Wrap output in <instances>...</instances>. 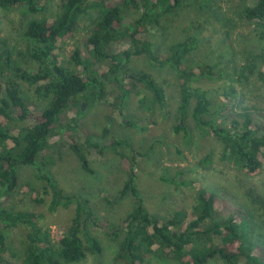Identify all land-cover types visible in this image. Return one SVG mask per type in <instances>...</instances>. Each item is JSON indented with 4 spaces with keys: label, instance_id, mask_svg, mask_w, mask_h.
Instances as JSON below:
<instances>
[{
    "label": "trees",
    "instance_id": "obj_1",
    "mask_svg": "<svg viewBox=\"0 0 264 264\" xmlns=\"http://www.w3.org/2000/svg\"><path fill=\"white\" fill-rule=\"evenodd\" d=\"M43 0H0L1 9L24 7L38 18L25 31L24 51L11 49L0 52V264H75L85 259L87 251L100 254L102 247L96 237L84 231L87 222L93 229L107 231L111 227L114 239L123 235L116 260L120 264H147L150 256L174 260L177 264H264V245L256 240L258 224L264 225L259 210L264 202L252 195L250 206L227 211L226 203L217 194L196 188V202L191 211H176L161 219L146 207L136 182L133 161L123 152L126 141L108 140L103 145L93 143L91 132L83 124L84 103L107 101L108 86L118 91L109 102L114 112L123 115V108L133 96L140 103L152 98V107L166 110L169 96L166 88L147 70H134L132 63L145 56L150 69H169L179 81L180 103L177 108L176 134L190 139L189 116L203 134L212 135L220 143V155L229 159L249 177L257 176L264 166V113L259 117L247 112L231 119L221 108L219 112L229 125H216L207 116L215 113L208 91L201 83L214 80V66H187V56L199 46L195 36L175 42L168 53L155 54L148 38L158 31L161 19L175 13L182 0H60L59 13L47 17ZM97 10L98 17L81 39L65 66L61 49L76 39L83 15ZM132 17L129 24L126 19ZM240 17L253 25L259 39L264 40V0H254L240 11ZM256 78L264 82V49L250 53L240 67L234 68L233 82L242 88ZM26 84L34 89L38 101L46 104L38 109L23 91ZM230 95H238L235 87L223 94L224 105ZM230 100V101H229ZM120 104H117V102ZM222 110V111H221ZM123 118V117H122ZM11 123H20L12 127ZM128 126L137 127L129 121ZM77 129L86 135V146L98 155L113 154L124 163L128 179L117 197L103 193L109 206L127 196L133 198L131 211L113 227L109 221L96 219L90 201L77 195L63 196L58 185L48 176L54 190L52 212L76 204V214L70 228L51 229L39 225L42 215L4 207L5 198L18 186L17 168L35 166L37 158L52 148L54 138L66 133L76 142ZM104 128L103 137L108 139ZM74 140V141H73ZM84 169L87 165L80 147L71 145ZM208 161V160H206ZM186 186L190 183L183 182ZM20 233L18 251L9 245V233Z\"/></svg>",
    "mask_w": 264,
    "mask_h": 264
},
{
    "label": "rangeland",
    "instance_id": "obj_2",
    "mask_svg": "<svg viewBox=\"0 0 264 264\" xmlns=\"http://www.w3.org/2000/svg\"><path fill=\"white\" fill-rule=\"evenodd\" d=\"M94 1V0H91ZM48 9L47 17H55L60 10V0H43ZM246 4L253 5L254 0H182L175 13L161 19L158 31L148 35L155 54L168 53L175 42L195 36L200 43L198 48L184 60L187 66L211 65L218 74L214 80L201 83L208 91L215 111L207 120L216 125H229L219 112L227 108L226 116L231 119L244 113L258 116L264 113V82L256 78L244 88L233 82L234 68L240 67L250 53H259L264 49V40L258 38L253 25L240 17V11ZM98 17L97 10L90 8L83 15L76 39L67 43L60 52L65 66L70 56L78 47L82 48L81 39L90 30ZM36 15L27 8H0V52L11 49L16 54L24 51L27 43L25 31ZM132 17L126 19L129 24ZM134 70H147L166 88L169 100L166 110L152 107V98L143 104L141 96H133L125 103L123 115L114 112L109 102L115 100L118 90L108 86L107 101L97 104L84 103L83 126L91 132L90 140L104 144L108 140L121 139L127 142L124 154L133 161L136 182L143 196L147 209L155 216L165 219L176 211H191L196 202V188L217 194L226 203L227 211L240 206H250L252 195L264 202V166L261 173L254 177L245 175L238 166L220 155V143L212 135L203 134L189 116L188 131L190 139L183 133L176 134L177 108L180 103L179 81L169 69H150L145 56L133 61ZM235 87L238 95H230V103L224 105L223 94ZM26 97L41 109L46 102L38 101L34 89L23 85ZM229 100V101H230ZM117 104H120L118 101ZM226 110V109H225ZM222 111V110H221ZM123 117V118H122ZM131 121L137 127L128 126ZM20 123H11L16 127ZM108 128V139H104V128ZM76 142H70L66 133L54 138L52 148L37 158L35 166L17 168L18 186L5 198L4 207L42 215L39 225L51 229L52 237L56 228H70L76 214V204L64 208L58 206L51 211L54 202V190L47 180L38 175L48 176L62 191L63 196L77 195L90 201V207L99 220L109 221L111 226L118 224L133 207V198L125 197L109 206L101 195L117 197L128 179L124 163L118 156L98 155L86 146V135L77 129ZM80 147L87 165L93 173L83 167L76 151L71 147ZM208 160V161H206ZM190 183L191 186L182 184ZM259 215L264 217V208ZM86 233L92 234L101 244L102 252L87 251L86 257L75 264H120L116 260L123 235L114 239L110 227L107 231L93 229L87 222L83 226ZM8 242L17 251L20 247V233H9ZM256 240L264 245V225L258 224ZM20 263V255L12 259ZM147 264H177L174 260L150 256ZM212 264H223L215 261Z\"/></svg>",
    "mask_w": 264,
    "mask_h": 264
}]
</instances>
